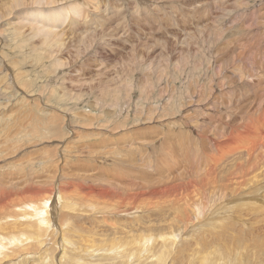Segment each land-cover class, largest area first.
I'll list each match as a JSON object with an SVG mask.
<instances>
[{
  "label": "rangeland",
  "instance_id": "rangeland-1",
  "mask_svg": "<svg viewBox=\"0 0 264 264\" xmlns=\"http://www.w3.org/2000/svg\"><path fill=\"white\" fill-rule=\"evenodd\" d=\"M19 1L24 2L25 13L31 8L67 13L57 27L62 45L44 47L41 34L15 19L18 10H8L12 0H0V184H12L15 191L49 188L63 179L75 184L87 180L100 187L152 186L169 173L180 178L204 168L208 156L218 152L212 138L219 133L233 128L234 140L249 146L253 135H264V0H43L42 6ZM76 6L79 9L74 10ZM249 126L252 132L247 133ZM254 178L220 192L225 198L212 197L215 204L204 206V216L198 208L204 201L191 207L194 215L187 223L177 221V213L172 217L167 199L160 204L148 197L124 219L118 215L116 220L105 219L129 225L119 234L121 229L114 230L112 224L104 227L103 217L95 211L86 212V219H74L79 217L66 208L74 218L61 219L66 221L61 224L58 209L76 203L55 191L50 199L54 235L48 246L54 248L50 250L58 264L60 232L68 228L72 250H66L61 264H68L69 256L88 260L90 254L83 257L82 251L92 252L95 257L89 260L94 263L111 264L98 255L127 248L133 257L126 261L129 264H159V258L141 260L144 253L137 252L145 249L135 240L131 245L137 248L125 241L141 234L139 228L148 223L156 228L149 233L154 244L158 242L153 252L167 254L164 264H202L205 251L215 253V245L254 250L258 260L249 257L248 264H264V244H259L264 242V175L258 182H252ZM27 196L30 200L33 194ZM15 198L11 207L5 205L8 213L12 210L10 215L26 211L29 204L40 207L34 198L33 202ZM76 201V206L89 209ZM218 213L225 223L214 227ZM20 220L24 219H17L18 224L26 225V219ZM171 225L179 230L169 251L162 238L168 229L174 231L168 228ZM234 233L243 236L240 241L230 240ZM161 247L166 250L159 253ZM224 248L222 258L236 254Z\"/></svg>",
  "mask_w": 264,
  "mask_h": 264
},
{
  "label": "bare ground",
  "instance_id": "bare-ground-1",
  "mask_svg": "<svg viewBox=\"0 0 264 264\" xmlns=\"http://www.w3.org/2000/svg\"><path fill=\"white\" fill-rule=\"evenodd\" d=\"M23 4H24L23 1L12 0L10 6H8L9 9L8 8H6V9L18 10V14H15V19L18 21V23L20 21L24 25L30 24L32 26V30H33L35 35L41 34L43 39H44V42L42 40V44L44 45V47L47 45L49 46L50 44H53V46L51 45L50 48L54 47L55 45H59V46L62 45V43H63L62 39H61L62 33H59V31H58L59 29L57 30V27L63 23L64 19L66 18L65 15L67 12L64 10H61V11L54 10V8H52L48 11H42V9L34 10L31 8L27 13H25V10L23 8V6H25V5H23ZM33 5L42 6V5H45V3L43 2V0H33ZM73 9L77 10L79 8H78V6H76ZM23 12L25 15H23ZM79 13L82 14L80 11H79ZM79 13L77 12L78 15H79ZM80 16H82V15H80ZM2 18H3V16H2ZM7 18H8V16H7ZM48 21H49V23H48ZM65 22H66V20H65ZM62 28H63V26H62ZM15 30L17 32V31H19V28H15ZM16 34H17V37H19L20 33L17 32ZM48 41H53V43L52 42L50 43ZM61 61L62 60H60L59 63H61ZM263 116H264V114H263ZM249 127L250 128L246 127V129H244L247 133L252 132L251 126H249ZM233 132H234V129L232 128L229 133H225V131L222 133H219V134L217 133L218 136L212 138V142H214V145L216 146L215 150L218 152L217 153L212 152L211 155H209V156L207 155L208 158H207V162H204V168H202V169L200 168L201 169L200 170L199 168H197V166H198V164H197L196 165L197 169L190 171V172L193 171V173L187 172L184 175H181L180 178L175 177V176L172 177L169 175L170 174L169 173V174H167L168 177H165L163 180H161V182H158L159 184H157V185L151 186L150 184L146 185L143 183L141 185L139 184V186L134 184L131 187H121V186L114 187L113 183H110V184H106L108 187H100V185H96L93 183L89 184L87 180H86L87 184H84V182H83L84 180L80 184H75L74 182L69 181V179L67 181H64L65 179H63L62 182L59 181V183H56V184L54 183L51 186L47 185L49 188H45V186H44V188L42 189V187L35 188L33 186V187H27L26 191H25L24 187H23L24 191L23 190L15 191L16 189L11 187L12 184H10V185L0 184V203H1V205H0V264H54L55 263V260H56L55 256L52 255L55 251L51 252L50 248L52 247V245L50 246V248L48 246L49 240L50 239L52 240L53 235H54V231H53L54 222L51 219H55V217L52 214L50 199L55 194L54 193L55 191L57 192V194H62V197L64 196L63 198H65L68 201V203L70 202L69 200H72L73 203L75 202L77 204L78 202L76 200H79L81 202L80 204H84L85 206H89V209L86 210V209H84L86 207L82 208V207H80L81 206L80 204H79L80 206H76V204H74L75 207H72V205H71L72 208H70V206H69L70 203L67 205L61 204V208H62V205L65 207L64 211L61 209H58L59 216L57 217V221H59L61 224L66 222V221H69V219H71V217H73V213L71 212V210H70V212H68V209H66V208L73 209L72 211H74V213H75L74 215L79 217V218L73 217L74 219H86L88 217L87 216L88 214H86V212L95 211V213H99V216L101 215L103 217V219H104L103 226L104 227H109V224H112L116 227V228H114V230H118V229L120 230L121 229L120 231H118V233L115 232L116 234H119L120 232H122V229H126L127 227H129V225H126V227H124V225H123L124 223H123L122 224L123 227H122L119 222L118 223H115L117 221L114 222V220H116V218H113V217H117V215H118V217L122 216V218H123L124 215L128 216V214L130 215L133 212H136V211H132V210H134L136 205H138L139 203H141V204L144 203V200L147 199L148 197H150L152 200L158 201L160 204H165L164 200L167 199L168 203L172 204V207H171V212L173 213L172 217H174L175 216L174 214L177 213L178 216L176 214V217H174V218L178 217L177 221H180V222L184 221L185 223L191 221L193 212L189 211L190 208L191 207L196 208L198 205L202 204V201H204L202 206L198 207L199 209H200V207H202L200 215L204 216V212H205V210H203L204 206H206V208H207V205L210 206L212 204H215V202H214L215 199L214 200L211 199L212 197L214 198L215 195H219L222 192H224V193L229 192L231 190V187L234 185L235 182L238 186H240V185H242V183L248 181L253 176H255V178L252 179V182H258V180H261L262 176L264 175V135H262V136L260 135L258 137H256V135H253L256 138L254 137V138L249 139V143H250V146H249V145L240 143L238 141H235ZM234 143H236L235 147L233 149L232 148L228 149ZM128 147H130V145ZM136 148H138V147L136 146ZM132 150H134V149H132ZM198 162H196V163H198ZM192 166H195V165H192ZM256 170H262V172L257 173V172H255ZM153 184H155V183H153ZM19 187L20 186H18L16 188L18 189ZM10 188H12V189H10ZM29 194L30 195L33 194L31 199H33V198L36 199L35 201L39 202L40 207L35 208L36 206H32L29 204V208L25 209L26 211H24V212L22 211L21 213H19L18 211H16L14 209L17 213H19V214L15 213L17 215H15L14 213H13L14 215H10L9 213H12L11 209H10L11 211H9V213L6 211L8 208L5 210V208L7 207L5 205H7V204L9 206L12 205L13 204L12 200H15L16 199L15 197L20 196V200L22 199V200L30 201L31 199L27 200V197H28L27 195H29ZM34 196H36V197H34ZM55 196H56V194H55ZM221 196L225 198V195L221 194ZM37 197H40V198H37ZM96 197H98V198H96ZM57 200L59 201L60 198H58ZM83 200H86V201L83 202ZM11 201H12V203H10ZM31 201L33 202V200H31ZM20 202H22V201H20ZM220 202H221V200H220ZM15 203L16 202H14V204ZM26 203L23 202V204H26ZM62 203H64V202H62ZM19 205H20V203H18L17 206H19ZM21 205H22V203H21ZM56 205H57V203H56ZM58 205H59V203H58ZM91 206H93V207H91ZM20 207H23V205ZM56 208H57V206H56ZM59 208H60V206H59ZM154 210H156V209H154ZM195 210L196 209H194V211ZM78 211H80V212L78 213ZM214 214H215V212H214ZM3 215H5V216L2 217ZM79 215L83 216V218H81ZM84 215L86 216L85 218H84ZM102 217H99V218H102ZM148 217L150 218V216H148ZM213 218L217 220L213 225L214 227H217L218 225H223L222 223H225L224 218L221 217L219 215V213L217 216H214ZM17 219H24V220L26 219L27 220L26 225L19 223L20 225L22 224L20 226L17 222ZM61 219H66V221L61 220ZM105 219L106 220L107 219H114V220H113V222L112 221L105 222ZM135 219H138V221H140V217H137ZM141 219H143V215H142ZM24 220H20V221H24ZM132 221H134V220H132ZM146 222L147 221H145V223ZM60 223H57V224L59 225ZM145 223H143V225ZM100 224H102V223H100ZM63 226H64V224H63ZM100 226H102V225H100ZM133 226L134 225H132L131 227L133 228ZM173 226H176V225H171L168 228L174 229V231L170 230L171 231L170 232L168 229V231L163 233V235H165V236L162 238L163 243H164L163 246H166L167 249H169V251L173 250L172 248L174 247V244L177 241L176 239H178L176 231L179 230V228L176 229ZM184 226H186V225L184 224ZM139 227H141V226H139ZM144 227L145 228L142 230H140L141 228H139V231L142 233L139 234L137 237H135V238H127L126 237L129 241L126 239H125V241L131 245V243L135 240L133 242L134 244L139 245V247L142 246L145 249L143 251L140 250L137 252V254L144 253V255H141V260L146 259L149 262H152V261L156 262V260L159 258L161 260V262L159 264H164V261H162V258H167V254L164 252V250H166V249L165 248L163 249V247H161L162 249L159 250L160 251L159 253H161V252H164V253L159 254V256H156L155 255L156 252L155 253L153 252L154 248L156 247L155 244H157L158 242L156 241V243L154 244L155 241L153 240V236H150L149 233L151 231L155 230L156 228L155 227L153 228L152 225H148V223H146L144 225ZM60 228H61V225H60ZM223 228L227 229L228 227H223ZM61 229H63V228H61ZM135 229H137V228H135ZM63 230H61V232H60L61 241L58 243L60 245V249L62 250L61 256L59 255L60 259H57L58 264H61L63 262V261H61L62 259L63 260L67 259L66 257L68 256V252H66V250L67 249H68V251H69V249H70V251L72 250L71 249L72 241H70L69 240L70 238L67 236V232L69 233L70 230L68 228L63 229ZM110 230H112V229H110ZM126 230H125V232H126ZM157 230H158V228H157ZM185 230H187V229H185ZM223 231H225V230H223ZM124 233H122V235ZM218 233L222 234L224 236L223 232L221 233V232H219V230H218ZM148 234L150 237H147ZM230 234H232V233H230ZM152 235H154V234H152ZM101 236H103V235H101ZM106 237H109V236H107V234H106ZM114 237L116 238V236H114ZM114 237H112L111 239H113ZM242 237L239 235H236L234 233V235L232 236V238H230V240L232 239V241L236 242V241H240ZM115 238L113 239V241L115 240ZM217 239H222V238L218 237ZM119 240H120V238H119ZM242 240H244V239H242ZM122 241H124V240H122ZM210 241H212V240H210ZM215 241H217V240H215ZM94 242H93V244H95ZM99 242L100 241H98V243ZM207 242H209V241H207ZM207 242H206V245L209 244V243L207 244ZM96 243H97V241H96ZM103 243H104V241H103ZM133 243H132V245H133ZM39 244L43 245V246L40 247ZM73 244H74V242H73ZM259 244H264V242L259 243ZM124 245L125 244H123L122 247H124ZM132 245H131V248H137V247H134ZM240 246H242V243L240 244ZM80 247H81V245L79 246V248ZM214 247L216 250L215 253L212 251L211 253L209 252V254H208L207 251H205L206 252V259L204 261V258H203L202 264H206V263L207 264H248L249 261H246V259L249 257L250 258L252 257V259L254 258V260L255 259L258 260L256 251L250 250L248 248L242 249V248L238 247L235 249V247H232L231 249H229V248L225 249L223 247L227 251L233 250L232 252H236V254L233 256H232V254L229 253L231 255V258L226 259V258H222V256H223L222 255V249L223 248L220 247L219 245H215ZM178 248H179V246H178ZM51 249L53 250L54 248L52 247ZM74 249H73V251H74ZM176 249H177V247H176ZM209 249L210 248H208L207 250H209ZM111 250H113V249H111ZM126 250H127V252H124ZM128 250H129L128 248L122 252L116 250V251H113V253L108 252V251H110V250H108L107 252L109 254L106 252V253H103V254L98 255V256H102V259L103 258L110 259V261H112L111 264H118V263L124 264L130 258L131 259L133 258L129 255ZM147 250H150L152 252L147 253L146 252ZM211 250H214V248ZM75 251H77V250H75ZM132 251H130V254L132 253ZM201 251H204V250H199V253ZM82 252H83V257H84V255H88V254H90L88 257L89 259L91 257H95L94 254L91 255L92 252H87V251H82ZM241 252H242V254H241ZM32 253L34 255L32 257V261H30L29 255ZM97 253L100 254V252H97ZM167 253H170V252H168V250H167ZM135 254L136 253H134L132 255H135ZM77 255H78V253H77ZM70 257H71V259L73 258V260H71ZM232 257H234L235 259H237V257H239L238 261L235 263L234 258H232ZM68 259L70 261L68 264H92V262H93V260H89V259L81 261L79 257L75 258L72 256H69ZM222 259H226V261H223ZM96 263H97V261H96ZM96 263L93 262V264H96ZM126 263H128V262H126ZM253 263H254V261H253ZM97 264H99V263H97ZM102 264H104V262ZM133 264H135V262Z\"/></svg>",
  "mask_w": 264,
  "mask_h": 264
}]
</instances>
